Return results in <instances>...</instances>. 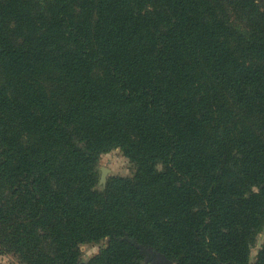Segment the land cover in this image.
<instances>
[{
    "label": "trees",
    "instance_id": "trees-1",
    "mask_svg": "<svg viewBox=\"0 0 264 264\" xmlns=\"http://www.w3.org/2000/svg\"><path fill=\"white\" fill-rule=\"evenodd\" d=\"M263 230L264 0H0L1 254L264 264Z\"/></svg>",
    "mask_w": 264,
    "mask_h": 264
},
{
    "label": "rangeland",
    "instance_id": "rangeland-1",
    "mask_svg": "<svg viewBox=\"0 0 264 264\" xmlns=\"http://www.w3.org/2000/svg\"><path fill=\"white\" fill-rule=\"evenodd\" d=\"M134 165L126 158L120 149H113L108 153L102 154L96 166V174L98 177L96 189L103 190L107 180L110 177L121 176L129 177L134 172ZM104 174V179L102 175ZM107 240H101L98 243L82 244L79 246L81 252V260L86 262L101 249L105 248ZM264 243V230L258 234L256 242L250 252V262L254 261L255 255L261 245ZM0 264H21L16 256L12 254L0 253Z\"/></svg>",
    "mask_w": 264,
    "mask_h": 264
},
{
    "label": "water",
    "instance_id": "water-1",
    "mask_svg": "<svg viewBox=\"0 0 264 264\" xmlns=\"http://www.w3.org/2000/svg\"><path fill=\"white\" fill-rule=\"evenodd\" d=\"M102 179H104V174L102 175ZM122 239L131 243L136 249H138L139 253L144 256V261L142 264H175L164 254L156 251L152 247H147L137 242V240L129 237H124Z\"/></svg>",
    "mask_w": 264,
    "mask_h": 264
}]
</instances>
